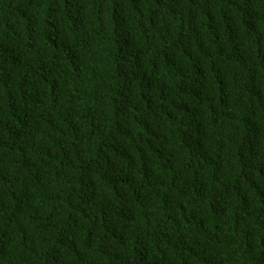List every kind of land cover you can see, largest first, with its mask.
<instances>
[{
    "label": "trees",
    "instance_id": "1",
    "mask_svg": "<svg viewBox=\"0 0 264 264\" xmlns=\"http://www.w3.org/2000/svg\"><path fill=\"white\" fill-rule=\"evenodd\" d=\"M0 264H264V0H0Z\"/></svg>",
    "mask_w": 264,
    "mask_h": 264
}]
</instances>
